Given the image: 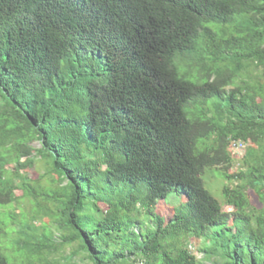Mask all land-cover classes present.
I'll list each match as a JSON object with an SVG mask.
<instances>
[{
	"label": "trees",
	"instance_id": "16d2710c",
	"mask_svg": "<svg viewBox=\"0 0 264 264\" xmlns=\"http://www.w3.org/2000/svg\"><path fill=\"white\" fill-rule=\"evenodd\" d=\"M263 43L264 0H0V191L35 139L65 182L36 193L18 173L56 210L39 236L17 229V248L40 264L72 243L91 264H199L187 239L202 238L212 264H264ZM220 164L229 212L202 180ZM172 192L184 199L166 219Z\"/></svg>",
	"mask_w": 264,
	"mask_h": 264
},
{
	"label": "rangeland",
	"instance_id": "374dc122",
	"mask_svg": "<svg viewBox=\"0 0 264 264\" xmlns=\"http://www.w3.org/2000/svg\"><path fill=\"white\" fill-rule=\"evenodd\" d=\"M192 75V76H191ZM189 78H193L191 74ZM29 145L34 149L31 154L33 162L26 166L16 165V162H12L7 165L6 175L10 177L14 186L12 194L8 196L7 192L0 191V249L4 257L9 264H40L37 255H31L26 249H18V238L24 239L25 233L17 232V229L24 230L27 233H32L34 236H39L43 232V226L48 223L49 216H47V209L52 212L56 210V203L43 196H38V201L26 195L22 189V182L18 179V173L27 174L30 177V184L34 187L36 193H50L53 189H61V185L56 172L51 169L49 158L44 151H39V140L35 139L30 142ZM14 151H10L9 160H14ZM25 159L22 158L21 161ZM225 165L220 164L218 167L207 169L202 175L204 187L210 192V194L221 202L223 210L231 211V209L225 204L222 196V186L227 183V180L223 177L222 170L225 171ZM239 167V161L234 160L232 165L226 170L229 173L236 172ZM27 170V171H26ZM221 170V171H220ZM57 182H56V181ZM120 186L117 187L119 189ZM247 195L250 204L253 207L260 208L262 203L258 194L254 189L249 188ZM184 197L179 192H172L164 200H159L157 204V210L166 219H169L173 215V210L177 207ZM101 209L106 207L100 204ZM92 214L98 215L99 211L92 210ZM148 217H143L144 229H151ZM23 223H29L31 229H25ZM51 231L53 230L54 239L60 241V235L63 232H58L53 225H50ZM187 242L190 244L191 251L197 256L199 264H212L214 258L206 257L204 250H210L209 245H205L202 239L189 238ZM77 244H65L57 252L49 255V258L54 259L59 264H91L84 258L83 252H77L76 255L70 258L73 251L77 250Z\"/></svg>",
	"mask_w": 264,
	"mask_h": 264
},
{
	"label": "bare ground",
	"instance_id": "6f19581e",
	"mask_svg": "<svg viewBox=\"0 0 264 264\" xmlns=\"http://www.w3.org/2000/svg\"><path fill=\"white\" fill-rule=\"evenodd\" d=\"M12 1V0H11ZM20 1V0H19ZM6 5V4H5ZM165 6V5H164ZM12 7V6H11ZM166 7V6H165ZM66 8V7H65ZM13 9V8H12ZM58 9V8H57ZM71 9V8H70ZM81 9V8H80ZM63 11V10H62ZM74 11V10H73ZM66 12H68V11H66ZM78 12V11H77ZM155 14V13H154ZM72 14H70V16H71ZM69 17V16H68ZM260 18V17H259ZM261 19V18H260ZM255 21V20H254ZM258 22H259V19L257 20ZM44 22V21H43ZM38 23V22H37ZM61 23V22H60ZM256 23V22H255ZM30 25V24H29ZM259 27V26H258ZM46 28V27H45ZM237 28V27H236ZM65 29V28H64ZM41 30V29H40ZM34 31V30H33ZM237 31H238V29H237ZM218 33V32H217ZM258 33V32H257ZM36 34V33H35ZM220 35V34H219ZM235 42V41H234ZM238 43V42H237ZM259 43V42H258ZM231 44H232V42H231ZM254 44V43H253ZM264 44V43H263ZM216 45V44H215ZM235 45V44H234ZM262 45V44H261ZM218 46V45H217ZM231 46V45H230ZM257 46V45H256ZM225 48V47H224ZM230 49V48H229ZM223 51V50H222ZM224 51H225V49H224ZM238 52V51H237ZM257 52V51H256ZM218 53V52H217ZM221 53V52H220ZM175 57V56H174ZM173 57V58H174ZM217 57V56H216ZM219 58V57H218ZM210 60H212L211 58H210ZM255 60V59H254ZM216 61V60H215ZM210 63H214V62H210ZM257 63V62H256ZM201 64V63H200ZM216 64L214 63L213 64V66H215ZM205 66V65H204ZM207 66V68H208V65H206ZM224 66V65H223ZM174 67H176V66H174ZM177 68V67H176ZM222 68V67H221ZM224 68V67H223ZM257 68V67H256ZM176 70V69H175ZM178 70V69H177ZM209 70V69H208ZM215 70H216V68H215ZM220 70V69H219ZM210 71V70H209ZM217 71V70H216ZM211 73V72H210ZM216 74H217V72H216ZM209 76H210V74H209ZM232 77V76H231ZM230 77V78H231ZM229 78V77H228ZM222 79V78H221ZM214 80H216V79H214ZM217 81V80H216ZM203 85V84H202ZM219 99V98H218ZM204 101V100H203ZM206 101V100H205ZM198 103V102H197ZM211 104V103H210ZM217 105V104H216ZM197 106H199V105H197ZM196 106V108H198ZM220 106V105H219ZM223 108V107H222ZM195 110V109H194ZM200 110H202V109H200ZM219 110V109H218ZM198 111V110H197ZM196 113H198V112H196ZM1 114V113H0ZM203 114V113H202ZM209 115V114H208ZM0 117H1V115H0ZM4 118V117H3ZM195 118V117H194ZM7 119V118H6ZM192 119V118H191ZM212 119V118H211ZM210 119V120H211ZM220 119V118H219ZM218 120V119H217ZM213 121V120H212ZM221 123V122H220ZM7 128V127H6ZM5 128V129H6ZM1 134V133H0ZM213 134V133H212ZM209 138V137H208ZM201 140V139H200ZM216 140V139H215ZM204 145V144H203ZM198 146V145H197ZM208 147V146H207ZM26 148V147H25ZM199 148V147H198ZM21 149V148H20ZM210 149V148H209ZM255 149V148H254ZM250 150V149H249ZM248 150V151H249ZM23 151V150H22ZM200 151V150H199ZM205 151V150H204ZM211 151H212V149H211ZM19 152V151H18ZM206 154V153H205ZM20 155V154H19ZM22 155V154H21ZM19 158V157H18ZM95 158V157H94ZM1 161V160H0ZM26 161V160H25ZM209 162V161H208ZM214 162V161H213ZM228 162V161H227ZM211 165V164H210ZM27 167V166H26ZM209 167V166H208ZM230 167V166H229ZM230 169V168H229ZM260 170V169H259ZM27 171V170H26ZM233 172V171H232ZM256 175V174H255ZM258 177V176H257ZM261 177V176H260ZM249 179V178H248ZM257 179V178H256ZM260 179V178H259ZM62 180V179H61ZM100 180V179H99ZM56 181V180H55ZM58 181V180H57ZM56 181V182H57ZM60 181V180H59ZM228 181V180H227ZM239 181V180H238ZM251 181V180H250ZM249 182V181H248ZM4 183V182H3ZM103 183V182H102ZM239 183V182H238ZM133 184V183H132ZM128 185V184H127ZM126 185V186H127ZM131 185V184H130ZM137 185V184H136ZM227 185V184H226ZM137 186H139V185H137ZM252 186H253V182H252ZM144 187H146V186H144ZM238 187V186H237ZM142 188V187H141ZM104 189V188H103ZM244 189H245V187H244ZM143 190V189H142ZM125 191V190H124ZM141 191V190H140ZM123 192V191H122ZM261 192H262V190H261ZM119 193V192H118ZM125 193V192H124ZM121 194V193H120ZM138 194V193H137ZM106 195V194H105ZM122 195V194H121ZM143 195V194H142ZM104 196V195H103ZM138 196H140V195H138ZM228 199V198H227ZM229 200V199H228ZM111 201V200H110ZM119 201V200H118ZM57 202V201H56ZM234 202V201H233ZM248 202V201H247ZM227 203V202H226ZM245 207V206H244ZM242 209H243V206H242ZM226 211V210H225ZM240 211V210H239ZM243 211H245V210H243ZM242 212V211H241ZM248 214V213H247ZM262 214H263V212H262ZM227 223V222H226ZM226 226V225H225ZM123 227V226H122ZM61 228V227H60ZM126 228V227H125ZM61 230V229H60ZM65 231V230H64ZM63 231V232H64ZM131 231V230H130ZM152 231V230H151ZM212 231V230H211ZM66 232V231H65ZM119 232V231H118ZM136 233V232H135ZM176 233V232H175ZM179 233H180V231H179ZM190 233V232H189ZM117 234V233H116ZM103 236V235H102ZM114 236V235H113ZM192 236V235H191ZM44 237V236H43ZM198 237V236H197ZM109 238V237H108ZM174 239V238H173ZM202 239V238H201ZM105 240V239H104ZM170 240V239H169ZM219 241V240H218ZM178 242V241H177ZM53 244V243H52ZM109 244V243H108ZM132 245V244H131ZM119 246V245H118ZM43 248V247H42ZM49 249V248H48ZM80 249V248H79ZM103 250V249H102ZM119 250V249H118ZM32 251V250H31ZM37 251V250H36ZM114 251V250H113ZM190 251V250H189ZM33 252V251H32ZM40 253V252H39ZM137 255V254H136ZM135 264V263H134Z\"/></svg>",
	"mask_w": 264,
	"mask_h": 264
},
{
	"label": "built area",
	"instance_id": "2783aa9c",
	"mask_svg": "<svg viewBox=\"0 0 264 264\" xmlns=\"http://www.w3.org/2000/svg\"><path fill=\"white\" fill-rule=\"evenodd\" d=\"M230 147L236 157H241L247 148V144L240 140H232ZM138 264H142V262H139Z\"/></svg>",
	"mask_w": 264,
	"mask_h": 264
}]
</instances>
